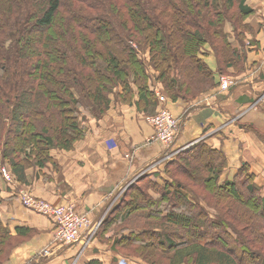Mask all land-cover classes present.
<instances>
[{
	"label": "trees",
	"instance_id": "trees-1",
	"mask_svg": "<svg viewBox=\"0 0 264 264\" xmlns=\"http://www.w3.org/2000/svg\"><path fill=\"white\" fill-rule=\"evenodd\" d=\"M252 13L244 0H0V170L25 183L26 170L54 163L51 150L85 137L83 111L99 119L113 99L148 115L154 89L171 102L205 95L216 85L205 45L234 78L246 59L224 28L242 42ZM226 165L223 151L195 145L165 166L164 185L130 186L102 232L141 213L142 228L113 241L129 264H264L261 189L247 164L221 181ZM34 234L0 220V264Z\"/></svg>",
	"mask_w": 264,
	"mask_h": 264
},
{
	"label": "crops",
	"instance_id": "crops-1",
	"mask_svg": "<svg viewBox=\"0 0 264 264\" xmlns=\"http://www.w3.org/2000/svg\"><path fill=\"white\" fill-rule=\"evenodd\" d=\"M244 2L253 13L244 22L249 30L242 42L228 25L225 31L230 45L244 52L246 69L234 78L227 76L233 82L228 90L217 85L192 101L166 100L163 105L179 118V136L172 148L164 149L151 141L154 129L148 118L156 113L157 104L147 115L135 104L112 101L106 115L99 119L84 113L85 137L71 151L51 150L54 163L28 169L22 186H11L0 179L2 224L11 235L18 227L35 232L11 251L4 264H85L92 259L101 264H110L112 259L118 263L117 252L98 239L86 243L85 235L66 246L45 245L52 233L50 219L20 208L17 191L28 189L30 195L51 205H71L94 224L107 210L111 208V212L117 207L114 200L123 184L137 182L141 176L151 180L156 177L153 181L160 184L159 178H168L164 169L177 150H191L201 142L223 151L227 165L221 181L234 178L239 168L247 164L254 175V185L264 197V0ZM204 60L215 72L217 81L220 73L213 54L209 53ZM251 128L262 135L263 141L248 130ZM149 196L158 198L154 192ZM137 229H125L121 235L125 237ZM44 246L47 253L42 252Z\"/></svg>",
	"mask_w": 264,
	"mask_h": 264
},
{
	"label": "built area",
	"instance_id": "built-area-1",
	"mask_svg": "<svg viewBox=\"0 0 264 264\" xmlns=\"http://www.w3.org/2000/svg\"><path fill=\"white\" fill-rule=\"evenodd\" d=\"M217 85L221 90H228L229 87L233 85V82L229 80V78L219 74ZM155 96L159 107L156 113L148 118L149 123L154 129L151 141L158 144L161 148L169 149L175 145L179 136V118L174 117L168 108L163 105L167 100L164 95H161L160 92L156 91ZM186 150H188V148H179L176 154L182 151L186 152ZM1 173L3 178L6 181H9L10 176L4 168L1 169ZM128 184H130V182L123 184L118 188V192L120 194L123 193ZM17 195L20 208L23 210L27 209L38 215L41 214L49 218L52 222L54 221L57 229L54 233V237H50L48 241H55L57 243L59 242L68 245L81 240L84 235L90 236L91 233L89 234L87 231L89 232L90 230L91 232H94V225L88 219L87 215L76 213L71 205H51L42 199L33 197L26 189H19ZM97 224H100V222L98 221ZM88 236L85 239L86 243H89L90 241L87 239ZM42 252L47 253L44 249H42ZM120 263L124 264L123 261H120Z\"/></svg>",
	"mask_w": 264,
	"mask_h": 264
},
{
	"label": "rangeland",
	"instance_id": "rangeland-1",
	"mask_svg": "<svg viewBox=\"0 0 264 264\" xmlns=\"http://www.w3.org/2000/svg\"><path fill=\"white\" fill-rule=\"evenodd\" d=\"M229 26L230 28H231V30L230 31H233V24H231V23H226V25H225V28H226V26ZM225 28H224V31H225ZM228 35V34H227ZM201 53H202V57H201V59L202 60H204L208 55H209V53H212L213 54V57H214V60H215V55H214V52L212 51V49H211V47L210 46H206L205 45V47H204V49H203V51H201ZM140 56H142V59H143V61L144 62H146V64L148 63V55H147V52H145V53H140ZM206 61V60H205ZM215 61H217V60H215ZM207 63V62H206ZM208 65V64H207ZM216 65H217V62H216ZM209 67V66H208ZM210 68V67H209ZM211 70V69H210ZM212 71V70H211ZM151 72V71H150ZM213 72V71H212ZM213 74H215V72H213ZM216 75V74H215ZM221 75H223V74H221ZM223 76H225V75H223ZM225 77H227V76H225ZM215 78V84L217 85V81H216V77H214ZM216 85H215V87H216ZM154 91V94H155V92L156 91H158V92H160V90H158V89H154L153 90ZM112 101H114V99L112 100ZM115 103H117L116 101H115ZM157 104V99H156V96H155V105ZM158 105V104H157ZM156 105V106H157ZM158 107H159V105H158ZM84 113H88V112H84L83 111V115H84ZM149 113H151V112H149ZM147 114V113H146ZM149 115V114H148ZM85 116V115H84ZM85 121H86V116H85ZM86 123V122H85ZM86 132H87V128H86ZM184 151H182V152H179L178 154H176V155H173V157L174 158H176V157H178L180 154H182ZM167 159V158H166ZM2 168H4L5 170H6V172L8 173V175L10 176L11 174H10V172H8V170H7V168H5V167H3L2 166ZM1 168V169H2ZM173 168V166L170 168V170ZM30 169V168H29ZM27 171V170H26ZM172 172V171H171ZM27 175H26V172H25V177H26ZM143 176H141L140 178H142ZM137 178H139V176H137ZM137 178H136V180H137ZM156 177H152V180L151 179H144V181H141V182H139V181H137V183H136V181L134 182V183H132V182H130V184H128V186H127V188H125V190L123 191V193H118L117 194V196H116V198H115V200L114 201H116L117 203L120 201V199H121V201L123 200V198H124V196L126 195V194H128L129 192V190H128V188L130 187V186H132L133 184L134 185H136V186H146V184H156L158 187H160V186H162V185H164V181H163V179H158V180H161L162 182H160V184L158 183H156L155 181H153L154 179H155ZM177 178V177H176ZM0 179L1 180H3V181H5V182H7L8 184H10L11 186H14V185H16V186H22V185H20V183H18V182H16V181H14L12 178H11V176H10V179H9V181H6L4 178H3V176H2V173H1V170H0ZM25 181V180H24ZM26 182V181H25ZM136 183V184H135ZM147 187V186H146ZM28 190V189H27ZM152 192H154V191H151V189H149V193H152ZM155 193V192H154ZM155 194H157L158 196H159V194L158 193H155ZM153 198V197H152ZM153 199H157V198H153ZM125 200H128V198L127 197H125ZM110 210H111V208L109 209V210H107V212L103 215V216H101V218H99L98 220H99V222H100V224H97L98 223V221H96V223H94L93 225V229H94V232H91L90 230H89V232L87 231V233H91L90 234V236H88V238L87 239H89V240H97L98 239V241L100 240L105 246H107V248L108 249H113L114 250V252H117V254H119V256L120 255H122L123 256V254H125V251L122 249V248H120V247H115L114 245H113V241L115 240V239H117V240H120L123 236L121 235L123 232H122V229H125V228H134V229H137V230H139L140 228H142V226L144 225V222L145 221H143L142 219H140L139 217H141V218H143V214L141 215V213H140V215L137 217L136 215H129L127 218H124L125 220H124V222L122 223V224H118V225H116V224H114V225H112V227H110L109 229H108V231L107 232H105V233H103L102 232V230H103V226H104V224H103V222L108 218V219H112V217L113 216H115V212H110ZM109 212H110V214H109ZM83 214V213H82ZM110 216H109V215ZM104 220V221H103ZM52 223V230H51V237L53 236L54 237V233L56 232V229H57V227H56V224L54 223V221L53 222H51ZM139 225V226H138ZM90 237V238H89ZM53 243V244H52ZM100 243V242H99ZM45 245H53V247L54 246H66L65 244H62V243H57V242H53V241H48V242H46V244ZM45 247H47V246H45ZM44 247V250H46V248ZM120 261H123V263L124 264H129L128 263V260L127 259H125V258H123V257H121L120 256V259H118V263L119 264H121L120 263Z\"/></svg>",
	"mask_w": 264,
	"mask_h": 264
}]
</instances>
